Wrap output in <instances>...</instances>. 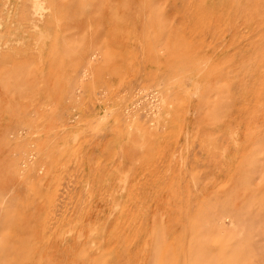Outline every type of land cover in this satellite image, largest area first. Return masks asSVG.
I'll return each mask as SVG.
<instances>
[{
	"label": "rangeland",
	"instance_id": "374dc122",
	"mask_svg": "<svg viewBox=\"0 0 264 264\" xmlns=\"http://www.w3.org/2000/svg\"><path fill=\"white\" fill-rule=\"evenodd\" d=\"M0 264H264V0H0Z\"/></svg>",
	"mask_w": 264,
	"mask_h": 264
}]
</instances>
